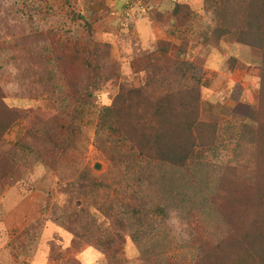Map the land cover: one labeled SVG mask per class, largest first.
Returning <instances> with one entry per match:
<instances>
[{"label":"rangeland","instance_id":"rangeland-1","mask_svg":"<svg viewBox=\"0 0 264 264\" xmlns=\"http://www.w3.org/2000/svg\"><path fill=\"white\" fill-rule=\"evenodd\" d=\"M126 1L0 0V86L22 114L2 138L11 173L0 181V264H109L97 241L118 233L124 242L113 245L126 262L189 264L221 231L211 203L219 181L255 163L261 61L230 36L215 38L222 0H132V11ZM177 2L192 11L171 42L179 65L153 78L134 72V61L156 57L157 16ZM79 51L96 65L88 85L77 61L66 73L58 59ZM123 83L199 91L207 144L187 167L137 157L100 126ZM57 217L80 234L71 261L50 259L74 239Z\"/></svg>","mask_w":264,"mask_h":264},{"label":"trees","instance_id":"trees-1","mask_svg":"<svg viewBox=\"0 0 264 264\" xmlns=\"http://www.w3.org/2000/svg\"><path fill=\"white\" fill-rule=\"evenodd\" d=\"M191 12L187 3L177 2L168 17L158 14L156 57L134 61V72L153 78L164 72L168 74L179 65L169 56L171 42L177 30L187 25ZM215 15V38L230 36L235 43L250 47L261 61L259 105L253 115L255 163L242 176L233 178L236 180L224 177L219 181L211 203L221 231L216 240L198 246L197 257L189 264H264V0H222ZM77 53H69L68 59L64 56L58 59L66 73L73 67V60L77 61L88 85L96 65L90 56L82 51H79L80 56ZM83 93L77 94V102L82 106L91 101V95ZM199 100V91L193 86L182 91L159 92L145 84L123 83L113 104L100 112L99 123L111 136L129 146L130 152L137 157L185 168L197 146L207 144L206 125L199 118ZM21 117L20 110L6 102L0 86V181L11 173L1 157L2 138ZM68 138L70 143L75 142L74 131ZM48 141L63 150L61 144L52 139ZM134 215L138 219L140 212L135 211ZM56 222L71 231L74 239L70 247L62 252L55 251L50 259L60 260L67 255L71 261L74 256L71 247L76 248L80 234L74 231V222L69 218L57 217ZM117 225L123 229L121 221ZM116 241L124 242L123 235L118 233L115 239L97 241V245L107 256L111 254L109 264H131L118 258L120 249L113 245ZM137 264L148 263L142 260Z\"/></svg>","mask_w":264,"mask_h":264},{"label":"built area","instance_id":"built-area-1","mask_svg":"<svg viewBox=\"0 0 264 264\" xmlns=\"http://www.w3.org/2000/svg\"><path fill=\"white\" fill-rule=\"evenodd\" d=\"M132 0H127L126 1V6H127V9L129 10V11H132V10H134V6L132 5V2H131ZM140 4V3H139ZM140 6H141V4H140Z\"/></svg>","mask_w":264,"mask_h":264}]
</instances>
